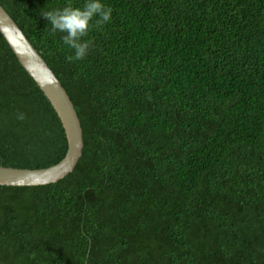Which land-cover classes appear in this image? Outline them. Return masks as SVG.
I'll use <instances>...</instances> for the list:
<instances>
[{
  "label": "trees",
  "instance_id": "trees-1",
  "mask_svg": "<svg viewBox=\"0 0 264 264\" xmlns=\"http://www.w3.org/2000/svg\"><path fill=\"white\" fill-rule=\"evenodd\" d=\"M68 3L0 0L83 137L65 178L0 186V264H264V0H102L111 21L74 62L42 15ZM65 152L0 34V166Z\"/></svg>",
  "mask_w": 264,
  "mask_h": 264
},
{
  "label": "water",
  "instance_id": "water-1",
  "mask_svg": "<svg viewBox=\"0 0 264 264\" xmlns=\"http://www.w3.org/2000/svg\"><path fill=\"white\" fill-rule=\"evenodd\" d=\"M0 25L8 27L7 32L0 28L1 36L56 113L66 140L63 158L47 168L21 169L0 166V186H42L55 183L70 174L82 156L83 137L79 118L61 83L1 6ZM49 79H54L55 83H48Z\"/></svg>",
  "mask_w": 264,
  "mask_h": 264
},
{
  "label": "clouds",
  "instance_id": "clouds-1",
  "mask_svg": "<svg viewBox=\"0 0 264 264\" xmlns=\"http://www.w3.org/2000/svg\"><path fill=\"white\" fill-rule=\"evenodd\" d=\"M113 9L102 3V0H85L83 7H74L69 0L63 8H55L42 13L51 25V32L65 33L61 39L68 48L74 50V55L65 59L68 62L83 60L90 49L94 47L92 39H85L93 28H100L111 21ZM7 32V26L0 25ZM48 83H55L49 79ZM18 120H24L25 114L18 113Z\"/></svg>",
  "mask_w": 264,
  "mask_h": 264
}]
</instances>
